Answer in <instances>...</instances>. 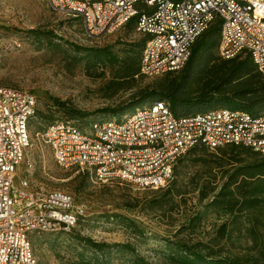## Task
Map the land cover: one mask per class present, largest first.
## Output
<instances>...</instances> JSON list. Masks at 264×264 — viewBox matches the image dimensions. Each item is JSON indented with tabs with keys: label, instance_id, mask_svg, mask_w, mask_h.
I'll use <instances>...</instances> for the list:
<instances>
[{
	"label": "rangeland",
	"instance_id": "1",
	"mask_svg": "<svg viewBox=\"0 0 264 264\" xmlns=\"http://www.w3.org/2000/svg\"><path fill=\"white\" fill-rule=\"evenodd\" d=\"M142 39L131 27L90 36L79 18L57 13L48 0H0V85L26 90L37 100L28 124L31 146L17 168L15 185L26 179L28 192H66L84 214L73 233L32 235L37 264H178L170 256L178 254L176 242L212 249L218 256L262 257L264 208L240 212L238 204L230 210L232 202L208 206L231 175L260 156L233 158L229 147L197 148L177 162L168 185L141 191L126 183L99 185L85 173L58 167L50 147L35 137L60 120L82 127L122 120L133 108L155 102L151 93L162 82L178 81L177 73L119 78L125 64L137 66ZM100 51L111 53L114 61L112 56L95 60ZM203 83L182 86L179 99L197 97ZM92 243L106 246L96 252Z\"/></svg>",
	"mask_w": 264,
	"mask_h": 264
},
{
	"label": "built area",
	"instance_id": "2",
	"mask_svg": "<svg viewBox=\"0 0 264 264\" xmlns=\"http://www.w3.org/2000/svg\"><path fill=\"white\" fill-rule=\"evenodd\" d=\"M57 13L77 17L93 37L112 34L135 20L145 38L139 76L181 70L195 41L219 25L217 56H248L264 76V0H48ZM35 96L0 85V264H37L34 233H72L83 210L61 191L30 189L18 166L31 146L28 124ZM52 150L56 165L85 173L94 183H126L136 190L169 184L177 162L197 147L215 151L245 147L264 156V111L210 109L175 116L165 101L135 108L122 120L102 119L85 127L55 121L34 134Z\"/></svg>",
	"mask_w": 264,
	"mask_h": 264
},
{
	"label": "trees",
	"instance_id": "3",
	"mask_svg": "<svg viewBox=\"0 0 264 264\" xmlns=\"http://www.w3.org/2000/svg\"><path fill=\"white\" fill-rule=\"evenodd\" d=\"M125 27L135 30V20L133 19ZM219 30L218 24L212 25L193 44L191 55L185 66L179 71L166 74L177 73L178 81L162 82L158 89L152 91L151 95L154 101L167 100L175 116H187L222 107L231 110H244L253 115L264 111V76L257 71L248 56H243L244 58L241 60L239 58L242 56L231 60H222L217 56ZM144 43L145 38L143 37L137 66L133 61L129 65L125 64L119 78L134 79L139 77V63ZM102 56L108 58L112 54L107 51L97 52L95 60ZM112 60L114 61L113 56ZM199 80L204 83L202 92L197 97L179 99L178 91L182 86ZM115 86L119 88L118 84ZM191 109L197 111H191ZM75 114L81 115L80 113ZM228 147L233 158L241 154L260 156L261 158L231 175L228 181L222 185L221 191L214 195L208 203V206L227 207V204L232 202L230 210H233L237 204L241 207H238L240 212L262 210L264 208V156L249 148ZM238 177H241L239 183L236 181ZM232 186L234 187L231 188ZM166 192L172 194L173 190L168 187ZM176 194L182 195L178 190ZM221 227L224 228L223 225ZM172 245L178 254L172 253L170 256L178 264H264V255L255 259L248 257L241 259V257L230 253L218 256L212 249L206 248V251H202L196 249L194 245L181 242L172 243ZM105 246V244L92 243L91 248L100 252Z\"/></svg>",
	"mask_w": 264,
	"mask_h": 264
}]
</instances>
